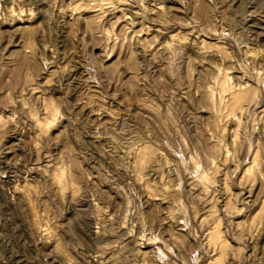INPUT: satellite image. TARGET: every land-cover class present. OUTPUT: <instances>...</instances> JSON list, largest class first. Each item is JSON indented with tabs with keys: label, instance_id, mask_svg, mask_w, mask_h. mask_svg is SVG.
<instances>
[{
	"label": "rangeland",
	"instance_id": "rangeland-1",
	"mask_svg": "<svg viewBox=\"0 0 264 264\" xmlns=\"http://www.w3.org/2000/svg\"><path fill=\"white\" fill-rule=\"evenodd\" d=\"M0 264H264V0H0Z\"/></svg>",
	"mask_w": 264,
	"mask_h": 264
}]
</instances>
